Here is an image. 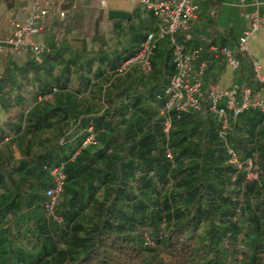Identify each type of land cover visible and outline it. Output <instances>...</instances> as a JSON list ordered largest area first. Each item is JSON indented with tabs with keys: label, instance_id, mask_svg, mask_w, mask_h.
I'll return each mask as SVG.
<instances>
[{
	"label": "trees",
	"instance_id": "obj_1",
	"mask_svg": "<svg viewBox=\"0 0 264 264\" xmlns=\"http://www.w3.org/2000/svg\"><path fill=\"white\" fill-rule=\"evenodd\" d=\"M74 3L62 0L39 35V61L0 53V264H264V110L230 114L223 130L208 90L226 62L212 42L202 107L171 111L166 133L169 40L150 73L138 64L119 72L155 17L137 9L109 19ZM228 40L235 49L240 38L218 45ZM236 57L238 98L250 88L256 100L264 90L253 58ZM61 166L64 191L50 211Z\"/></svg>",
	"mask_w": 264,
	"mask_h": 264
},
{
	"label": "built area",
	"instance_id": "obj_2",
	"mask_svg": "<svg viewBox=\"0 0 264 264\" xmlns=\"http://www.w3.org/2000/svg\"><path fill=\"white\" fill-rule=\"evenodd\" d=\"M51 0H34L32 10L29 16L23 21H13L14 32L12 37L8 38L3 44H0V53L10 51L15 55H21L31 52L40 60V54L44 48L41 44L32 41L31 37L40 35L44 32V22L52 17L50 11ZM242 6H252L253 11L246 14L250 21V29L245 31L240 38L239 44L235 49L218 47L212 45L209 52L216 58H222L226 65L234 72H237L240 63L236 57L237 52L250 53L249 39L255 31L264 26V18L261 16L258 0H240ZM140 8L146 9L157 20V30L150 31L141 44L138 54L126 61L119 69L124 72L133 64L140 65L142 71L148 74L152 71V57L157 45L162 40H169L173 49V59L176 65V73L170 78L166 95L168 100L161 109V115L166 117L165 132L168 133L171 128L169 113L176 111L178 113L198 110L202 107L205 97L204 76L206 63L201 60L205 50L204 46L187 48L185 42H181L179 37L185 41L192 40L190 33L191 21L196 18L199 10L198 0H141ZM64 16V13H61ZM253 71L255 79L262 85L264 90V71L260 63L253 60ZM239 86L232 85L230 89H222L219 85L210 86L208 90V99L210 101V110L219 116L223 124V130L228 127V118L230 114L235 117L249 108H260L264 110V101L253 99V93L250 88H244L240 99L238 98ZM224 104V105H223ZM233 162L237 163L234 155ZM64 166L55 168L52 171L54 186L47 192L50 198L48 209L53 211L57 200L61 197L66 182V175L63 172ZM251 179H257V173H250Z\"/></svg>",
	"mask_w": 264,
	"mask_h": 264
},
{
	"label": "crops",
	"instance_id": "obj_3",
	"mask_svg": "<svg viewBox=\"0 0 264 264\" xmlns=\"http://www.w3.org/2000/svg\"><path fill=\"white\" fill-rule=\"evenodd\" d=\"M14 5L8 6L3 0H0V44L12 37L14 28L13 21L22 18L25 20L31 10L34 0H13ZM141 0H75V7L89 9L91 7L104 11L105 17H111V12L129 13L131 17L134 11L140 9ZM261 3L260 12L264 18V0H258ZM24 2L28 5L22 9ZM50 11L53 13L45 22V30L51 23V18L56 14V8L62 4V0H51ZM199 10L196 18L191 21L190 33L192 35L193 47L200 44L205 46L208 43L220 47L218 44L223 40L224 35H232L237 39L241 38L245 31L250 29L251 23L246 18V14L253 11L252 6L240 5V0H198ZM24 8V7H23ZM25 10V11H24ZM64 13V12H60ZM127 17V18H129ZM22 20V21H23ZM157 28V23H156ZM44 30V31H45ZM157 30V29H156ZM39 36H34L33 41L37 42ZM231 40H228V46L231 48ZM249 55L260 63L264 71V26L252 33L249 39ZM236 72L232 71L227 65L224 74L221 77L219 86L222 89H230L234 84ZM256 99L264 101L262 92Z\"/></svg>",
	"mask_w": 264,
	"mask_h": 264
},
{
	"label": "water",
	"instance_id": "obj_4",
	"mask_svg": "<svg viewBox=\"0 0 264 264\" xmlns=\"http://www.w3.org/2000/svg\"><path fill=\"white\" fill-rule=\"evenodd\" d=\"M129 16H130V14L129 13H125V12H111L110 19H125V18H127Z\"/></svg>",
	"mask_w": 264,
	"mask_h": 264
},
{
	"label": "rangeland",
	"instance_id": "obj_5",
	"mask_svg": "<svg viewBox=\"0 0 264 264\" xmlns=\"http://www.w3.org/2000/svg\"><path fill=\"white\" fill-rule=\"evenodd\" d=\"M140 10H141V13L142 14H147L148 13V11L146 10V9H142V8H140ZM156 23H157V20H156ZM41 35V34H40ZM36 36H39V35H36ZM33 38H34V36H32L31 37V40L33 41Z\"/></svg>",
	"mask_w": 264,
	"mask_h": 264
}]
</instances>
